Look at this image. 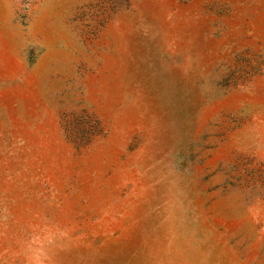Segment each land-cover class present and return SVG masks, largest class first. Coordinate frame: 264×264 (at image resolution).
<instances>
[{"label": "rangeland", "instance_id": "rangeland-1", "mask_svg": "<svg viewBox=\"0 0 264 264\" xmlns=\"http://www.w3.org/2000/svg\"><path fill=\"white\" fill-rule=\"evenodd\" d=\"M264 264V0H0V264Z\"/></svg>", "mask_w": 264, "mask_h": 264}, {"label": "clouds", "instance_id": "clouds-1", "mask_svg": "<svg viewBox=\"0 0 264 264\" xmlns=\"http://www.w3.org/2000/svg\"><path fill=\"white\" fill-rule=\"evenodd\" d=\"M70 230L44 216L34 217L17 241L22 264H57V253L70 240Z\"/></svg>", "mask_w": 264, "mask_h": 264}]
</instances>
